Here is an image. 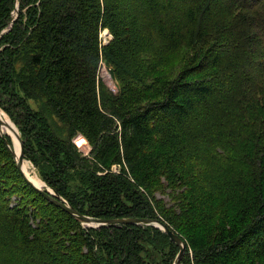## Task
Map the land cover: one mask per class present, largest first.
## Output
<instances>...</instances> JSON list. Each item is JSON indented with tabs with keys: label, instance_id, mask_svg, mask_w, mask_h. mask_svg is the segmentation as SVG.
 Returning <instances> with one entry per match:
<instances>
[{
	"label": "trees",
	"instance_id": "trees-1",
	"mask_svg": "<svg viewBox=\"0 0 264 264\" xmlns=\"http://www.w3.org/2000/svg\"><path fill=\"white\" fill-rule=\"evenodd\" d=\"M0 38L23 159L34 134L47 181L65 198L71 172L85 187L91 211L74 196L70 206L160 219L183 235L186 264L187 248L194 264H264V0H0ZM100 60L117 93L97 83ZM16 81L46 96L45 112L69 132L86 134L91 158L54 134ZM11 144L0 133V264H142L121 233L142 224L89 236L24 179ZM142 191L159 214L117 207L131 193L141 203Z\"/></svg>",
	"mask_w": 264,
	"mask_h": 264
},
{
	"label": "rangeland",
	"instance_id": "rangeland-1",
	"mask_svg": "<svg viewBox=\"0 0 264 264\" xmlns=\"http://www.w3.org/2000/svg\"><path fill=\"white\" fill-rule=\"evenodd\" d=\"M25 10H26V8H24L22 10V13L26 12ZM14 11H11V17H14V15L16 14V12H14ZM7 28L8 27H5L1 31L5 32V30ZM101 34H102L101 35L102 42L105 43L107 41V37H109V35L106 33V30H104ZM3 47H4V42L0 38V51H1V49H3ZM14 64H15L14 66H15L16 71H18L22 67L20 62H14ZM99 66L100 67L96 73L97 83L100 82L103 84V86H105L107 89L111 90L113 93H117L119 88L121 87V86H119V82L111 77V74H109L110 73L109 68H107V66L103 62V60H100ZM176 69H177V67H175V70ZM14 79H16V78H14ZM17 82L18 81H16V83H15L16 93L24 98L25 102L30 106V108H32V110L38 111L39 114L43 113L44 115L46 114V116H48L50 127L53 130L54 134L57 137H59L62 141H64V140L66 141V139H69L70 142L73 141V143L76 145L77 151L80 152L81 155H83L87 158H91L90 151L92 148V144H91L90 140L88 139V137L86 136V134H84L80 130L74 131L73 133L69 132L67 126H62L61 122L59 121V119L57 117H55L54 115H50L49 113L45 112V109H50V105L48 107V105H46V103H45L48 101V99L45 98L46 96L44 97L41 94H38V93L36 94L33 92H32V94H30L29 91H26V88H22L21 86L19 87ZM15 111H17L16 119H18L19 118L18 117L19 110L17 107L11 106V104L9 102V96H8L6 90H4L2 84L0 83V116H1V118L5 116L9 119V122L13 128L9 127L8 125H6V126L9 129L6 126L5 127L10 131V133L12 130L16 131V128H17L16 126H18L20 128V125L16 122V120L13 117L15 115ZM6 128H4V125H2L0 127V130L3 134L7 133L10 135L9 137L11 138V141H12L11 146H13V149L17 152L19 150V143L16 140L17 137L15 136L16 138H14L13 135H15V134L13 133V131H12V134H10ZM117 129H119V128H117ZM70 134H73V135L70 136ZM24 143L26 144L25 147H27L26 148L27 150L25 152V157H24L23 162L27 165L29 172L33 173L38 178V180H40L43 183V186H42L43 189L46 190L47 192H49L54 197H56L58 200L62 199L65 202H66L67 197L73 198V196H74V198H76L78 200V202H79V200H84L83 201V203H84L83 209L89 213L91 211L89 209L90 205H89V201L85 199L86 195L84 193V191L86 189L80 183L79 177L76 176L73 172H71L72 176L69 177V179H68L67 189H66V193L68 194V196L66 198L63 197L62 194H60L46 179L44 168L41 167V164H44L45 161L41 160V158L43 157V154H41L39 151L40 148L37 145L35 135L32 134V136L30 137V141L28 140ZM28 143H30V145H28ZM123 166H124V172H127L128 169L126 168V165H124V164H121V165L120 164H113V166H111L109 168V170L111 172L120 174L122 172L121 168ZM8 183L12 184V187L16 190L17 193L25 195V191H24L25 188L22 187V185L20 184L19 181L10 179V181ZM141 188L142 187H137V189H141ZM26 194L31 195L28 193H26ZM143 197H144V199L140 203L139 201L135 200V198H136L135 194L131 193L130 197H128V198L123 197L122 201H121L122 204L117 205V207L122 209V210H127V211L138 210L141 212V214H145V215H151V214L157 215V214H159L157 207L151 203L149 198H147V194L145 192H143ZM158 197H161V196L158 195ZM81 226H82L83 230L85 232H87V234L90 233L89 236L96 238V240H98V236L96 234L98 232L97 229L99 226L85 225L83 223H81ZM122 227L125 228L123 231H121V233H123V235L132 236L136 240L137 247L135 248V252H136L137 256L139 257L140 261L142 262V264H171L172 259L175 255V251H176V247L173 244L175 242H173L171 239L167 240L161 228H159V227L154 228V226L148 227V226H144V225H142V226L141 225H139V226H136V225L135 226H133V225L127 226V225H125ZM175 231L177 233L176 232H174V233L177 236H179V238H181V240H183L184 244L186 245V242L183 238V235L180 234V232L178 230H175ZM118 234L119 233H116V235H118ZM187 250L189 253L188 258L190 260V264H194V257H193L194 254H192L191 249L189 250L187 248ZM175 258H176V256H175ZM184 260L185 259H182L179 264H186V262Z\"/></svg>",
	"mask_w": 264,
	"mask_h": 264
},
{
	"label": "water",
	"instance_id": "water-1",
	"mask_svg": "<svg viewBox=\"0 0 264 264\" xmlns=\"http://www.w3.org/2000/svg\"><path fill=\"white\" fill-rule=\"evenodd\" d=\"M18 10L17 7V3H16V8L15 11L16 12ZM18 13L16 12V14L14 15V18L12 19V21L17 17ZM106 33L108 35H110L107 31ZM4 124V122L0 119V127ZM15 126V125H14ZM9 127H11L9 125ZM12 128V127H11ZM16 128V127H15ZM0 133L3 134L0 130ZM16 135L17 138L19 140V154L18 156H16V153L13 149V146H10L11 152L13 157L15 158V162H16V166L18 169H20V172L22 174V176L24 177V179L39 193L41 194L47 201L53 203L55 206L61 207V209H63L64 211L68 212L69 214H71L72 216H74V218H76V220L80 221L81 223L85 224V225H96V226H101V225H121V224H144V225H152L155 227H159L162 226L161 228L164 229L163 231L169 236V238L175 242L177 244V246L179 247L178 253L176 255V258L173 262V264H179L182 258V255L184 253V249H185V244L183 242V240H181V238H179V236H177L174 231L168 226L167 223H165L162 220L159 219H146V218H107V219H101V218H94L91 216H87L84 214H81L80 212H78L74 207L70 206L67 202H65L64 200H58L56 197H54L53 195H51L49 192H47L46 190L36 187L32 184V182L27 178V176L25 175V173L22 170V163H23V145H22V139L19 135V132L16 128ZM7 134V133H6ZM8 136H10L9 134H7ZM12 145V144H11ZM160 225V226H159Z\"/></svg>",
	"mask_w": 264,
	"mask_h": 264
},
{
	"label": "bare ground",
	"instance_id": "bare-ground-1",
	"mask_svg": "<svg viewBox=\"0 0 264 264\" xmlns=\"http://www.w3.org/2000/svg\"><path fill=\"white\" fill-rule=\"evenodd\" d=\"M3 118V119H2ZM1 118V116H0V119L4 122V128H6L7 126L6 125H10L11 126V124H10V122H9V119L7 118V117H2ZM6 126V127H5ZM12 127V126H11ZM8 128V127H7ZM6 128V129H7ZM13 128V127H12ZM9 129V128H8ZM7 129V130H8ZM13 131V133L15 134V135H13L14 136V138H16L17 137V135H16V131L15 130H12ZM12 131H11V133H10V131L8 130V132L10 133V134H12ZM16 136V137H15ZM17 140V142L19 143V140H18V138L16 139ZM15 141V140H14ZM20 149V148H19ZM15 151V150H14ZM15 153H16V156H18V154H19V150L16 152L15 151ZM22 170H23V172L25 173V175L27 176V178L32 182V184L34 185V186H36V187H39V188H42L43 189V183L40 181V180H38V178L33 174V173H30L29 172V170H28V167H27V165L23 162L22 163ZM152 226V225H151ZM160 226V225H159ZM162 226H160V228H161ZM162 229V228H161ZM164 229H162V231H163ZM164 232V231H163ZM165 233V232H164Z\"/></svg>",
	"mask_w": 264,
	"mask_h": 264
},
{
	"label": "built area",
	"instance_id": "built-area-1",
	"mask_svg": "<svg viewBox=\"0 0 264 264\" xmlns=\"http://www.w3.org/2000/svg\"><path fill=\"white\" fill-rule=\"evenodd\" d=\"M109 37H110V35H109Z\"/></svg>",
	"mask_w": 264,
	"mask_h": 264
}]
</instances>
